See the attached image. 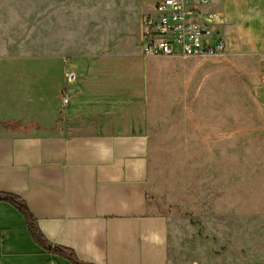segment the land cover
I'll list each match as a JSON object with an SVG mask.
<instances>
[{"label":"rangeland","instance_id":"rangeland-1","mask_svg":"<svg viewBox=\"0 0 264 264\" xmlns=\"http://www.w3.org/2000/svg\"><path fill=\"white\" fill-rule=\"evenodd\" d=\"M153 2L0 0V68L19 70L39 104L54 94L44 70L51 63L63 75L77 59L118 57L112 85L127 96L116 98V125L139 124L142 107H123L143 94L146 59L127 57L141 52L142 19ZM147 62L154 212L170 218L191 264H264V115L254 91L260 59Z\"/></svg>","mask_w":264,"mask_h":264},{"label":"crops","instance_id":"crops-1","mask_svg":"<svg viewBox=\"0 0 264 264\" xmlns=\"http://www.w3.org/2000/svg\"><path fill=\"white\" fill-rule=\"evenodd\" d=\"M217 5L226 55L260 59L254 91L264 115V0H214L212 8ZM142 34L141 26L140 54L127 58L146 59L144 91L123 108L131 113L139 105L143 117L126 129L116 125V98L127 96L112 85L118 57L75 60L74 83L51 63L44 70L54 94L39 104L35 86L22 85L19 70L0 68V193L25 200L48 241L87 264H191L180 252L177 228L154 212L150 199L151 58L142 55ZM0 264L72 263L40 247L24 215L0 202Z\"/></svg>","mask_w":264,"mask_h":264},{"label":"built area","instance_id":"built-area-1","mask_svg":"<svg viewBox=\"0 0 264 264\" xmlns=\"http://www.w3.org/2000/svg\"><path fill=\"white\" fill-rule=\"evenodd\" d=\"M214 0H155L142 19L145 58H201L226 55V43L219 30L221 14L212 8ZM69 83L75 72L66 73ZM68 90L62 96L67 105Z\"/></svg>","mask_w":264,"mask_h":264},{"label":"trees","instance_id":"trees-1","mask_svg":"<svg viewBox=\"0 0 264 264\" xmlns=\"http://www.w3.org/2000/svg\"><path fill=\"white\" fill-rule=\"evenodd\" d=\"M6 126L11 127L12 124H6ZM0 202H7L13 205L24 215L30 235L40 247L54 255L68 259L72 264H87L80 261L73 250L63 246L53 245L48 241V239L40 231L36 217L31 212L26 201L21 197L10 193H0Z\"/></svg>","mask_w":264,"mask_h":264}]
</instances>
